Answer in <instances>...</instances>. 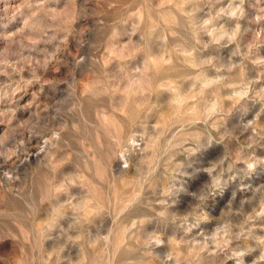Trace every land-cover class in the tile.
Here are the masks:
<instances>
[{"label":"rangeland","instance_id":"1","mask_svg":"<svg viewBox=\"0 0 264 264\" xmlns=\"http://www.w3.org/2000/svg\"><path fill=\"white\" fill-rule=\"evenodd\" d=\"M0 264H264V0H0Z\"/></svg>","mask_w":264,"mask_h":264}]
</instances>
